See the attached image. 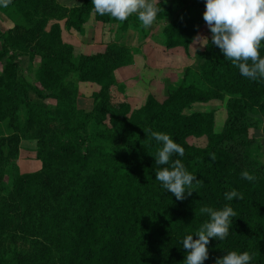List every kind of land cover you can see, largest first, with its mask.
Listing matches in <instances>:
<instances>
[{
  "label": "trees",
  "instance_id": "obj_1",
  "mask_svg": "<svg viewBox=\"0 0 264 264\" xmlns=\"http://www.w3.org/2000/svg\"><path fill=\"white\" fill-rule=\"evenodd\" d=\"M160 4L155 24L167 21L161 32L164 46L189 52L205 23L206 0ZM0 9L16 21L8 32L0 29V63L5 61L0 121L8 119L12 129L0 136V188L23 139L37 140L42 162L41 169L17 173L10 189L0 190V264H184L182 240L190 234L197 239L195 232L210 219L200 209L219 210L226 204L237 216L224 240L210 238L203 264H214L229 251H248L253 254L250 264H264V168L242 164L229 143L243 132L236 120L246 111L258 108L264 117V80L242 76L210 36L200 52V70L186 68L163 100L150 94L132 110L115 78L118 67L133 63L132 48L111 42L102 52L76 59L58 21L66 19L68 28L80 31L94 14L121 29L141 27L147 37L150 27L144 28L136 14L121 22L98 14L91 0L73 7L58 0H11ZM23 55L32 63L40 57L38 84L26 79ZM260 55L264 57V43ZM91 82L100 88L92 95L94 107L86 111L78 97ZM227 94L239 95L233 107L241 115L221 132L214 130L213 112H186L196 102ZM49 98L57 101L55 108L49 107ZM143 129L168 134L185 149L171 160L180 159L203 183L194 184L196 191L184 200L155 179L169 165L155 164L162 144ZM190 137L207 141L191 143ZM245 170L255 179H243ZM232 189L243 199L226 200L224 194Z\"/></svg>",
  "mask_w": 264,
  "mask_h": 264
},
{
  "label": "clouds",
  "instance_id": "obj_2",
  "mask_svg": "<svg viewBox=\"0 0 264 264\" xmlns=\"http://www.w3.org/2000/svg\"><path fill=\"white\" fill-rule=\"evenodd\" d=\"M10 3L11 0H0V6L3 7ZM91 3L98 14H107L121 22L136 14L144 28L155 23L160 10L158 5H161L160 0H91ZM203 19L212 34L211 43L220 49L225 59L231 61L242 76L253 81L264 80V57L260 55L264 43V0H206ZM194 41L207 46L209 39L198 35ZM143 130L162 144L155 156V164L169 165L158 170L155 179L177 200H184L186 195H191L195 190L194 184L203 183L185 168L180 159L171 160L174 154L182 157L185 149L168 134ZM211 159L215 160V154L211 155ZM241 176L249 181L255 179L247 170L242 171ZM224 195L228 201L243 199V194L235 189ZM200 212L206 213L210 219L195 232L197 239H193V234H190L182 240L186 250L184 264H203L209 256L207 246L210 238L224 240L229 235L232 218L237 216L229 204L219 210L202 207ZM252 259L253 254L248 251H229L217 258L214 264H250Z\"/></svg>",
  "mask_w": 264,
  "mask_h": 264
},
{
  "label": "crops",
  "instance_id": "obj_3",
  "mask_svg": "<svg viewBox=\"0 0 264 264\" xmlns=\"http://www.w3.org/2000/svg\"><path fill=\"white\" fill-rule=\"evenodd\" d=\"M67 7L78 6L83 0H58ZM53 22V21H52ZM62 29V37L65 42L71 43L75 48L76 59L82 54H95L106 49L111 42L125 44L132 48L134 61L130 65L118 67L115 70V78L126 96L132 110L143 106L150 94L162 99L167 95V86L175 82H181V74L186 68L200 70L204 59L200 52L204 46L194 42L187 52L182 46L167 49L162 42V29L165 23L158 21L150 27V34L145 37L141 27L129 26L121 29L118 23H108L97 20L94 14L88 17L82 30L68 28L66 19L58 21ZM16 24V21L0 9V29L8 32ZM199 34V33H198ZM207 37V36H206ZM0 39V48H1ZM5 61L0 63V75L3 72ZM20 65L26 79L38 84L37 71L41 65L40 57H36L32 63L28 55L20 57ZM97 83L91 82L86 86V94L78 97V105L86 111L94 107L93 92L99 90ZM50 108H55L57 101L53 98L46 100ZM12 132L8 127V119L0 121V136H7ZM22 157L27 161L21 163L24 168L32 172L42 167V162L37 158V140L23 139L21 141L20 162ZM32 167H35L33 170Z\"/></svg>",
  "mask_w": 264,
  "mask_h": 264
},
{
  "label": "rangeland",
  "instance_id": "obj_4",
  "mask_svg": "<svg viewBox=\"0 0 264 264\" xmlns=\"http://www.w3.org/2000/svg\"><path fill=\"white\" fill-rule=\"evenodd\" d=\"M165 24L167 21L162 20ZM199 34L197 36H207L210 37L212 34L208 29L206 23L202 25ZM196 36V37H197ZM200 44V43H198ZM205 47V46H204ZM183 77V74H181ZM179 82H175L174 84H170L172 86H177ZM168 89V86H167ZM168 91V90H167ZM167 96V95H166ZM165 96V97H166ZM164 97V98H165ZM164 98L160 99L163 100ZM234 98H239V95H225L224 98H215L206 102H196L192 104L190 108L186 109L187 113H191L193 111H211L215 116V126L214 130L216 132H221L225 129L226 125L229 123L231 119L237 116V118L241 115V110L235 109L233 107ZM238 125L243 127V132L235 137L234 140L230 141V145L233 146L236 156L239 158L240 162L249 167H262L264 168V131H263V123L264 117L258 108H253L249 111H246V116L240 119V121L236 120ZM189 142L191 143H206L207 138L201 137H190ZM243 141L252 142L249 145L242 144ZM21 147V145H20ZM19 158V157H18ZM17 158V159H18ZM16 160L8 163L5 167V176H4V185L0 190L5 191L10 189L14 176L17 173H26L29 170L27 168L22 167L21 163L27 161L26 157H22L20 162ZM41 161V160H40ZM35 167H32L33 170ZM37 171V170H35ZM33 172V171H32ZM27 249L30 248V245L25 246Z\"/></svg>",
  "mask_w": 264,
  "mask_h": 264
}]
</instances>
